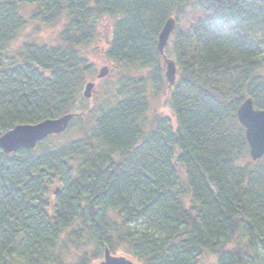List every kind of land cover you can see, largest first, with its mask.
<instances>
[{"label": "trees", "instance_id": "obj_1", "mask_svg": "<svg viewBox=\"0 0 264 264\" xmlns=\"http://www.w3.org/2000/svg\"><path fill=\"white\" fill-rule=\"evenodd\" d=\"M172 16L168 88L158 36ZM62 18L54 42L9 54L30 21ZM105 18L104 57L123 73L91 104L86 49ZM166 95L175 124L147 117ZM249 97L264 109V0H0V136L74 113L34 149L0 147V264H93L106 247L140 264H264V156L238 118Z\"/></svg>", "mask_w": 264, "mask_h": 264}, {"label": "water", "instance_id": "obj_2", "mask_svg": "<svg viewBox=\"0 0 264 264\" xmlns=\"http://www.w3.org/2000/svg\"><path fill=\"white\" fill-rule=\"evenodd\" d=\"M176 27L174 16L168 18L158 36V49L162 55L165 66V76L168 88L172 87L177 78V65L174 59L166 53V46ZM109 68L100 69L99 78L105 77ZM95 87L94 81H89L84 90V96L90 98ZM74 113H68L58 118H48L35 124H20L0 136V147L7 153L20 149H34L38 142L50 135L63 133L69 126ZM238 118L246 129V137L250 146V155L253 160L264 156V109L254 106L251 97L246 98L238 109ZM59 188L55 190V193ZM93 264H136L134 258L125 254H112L108 247L105 248L103 259Z\"/></svg>", "mask_w": 264, "mask_h": 264}, {"label": "rangeland", "instance_id": "obj_3", "mask_svg": "<svg viewBox=\"0 0 264 264\" xmlns=\"http://www.w3.org/2000/svg\"><path fill=\"white\" fill-rule=\"evenodd\" d=\"M32 9L33 6L31 5H23L21 7V10L26 15V17L29 16ZM64 22H65L64 18H62L60 22L52 25L43 24L39 21H35V22L30 21V23L28 24L27 28L22 33L20 38L11 45L9 54H11L13 51L18 49L19 46L22 44V42H24L27 38L28 39L34 38V39H38L39 41L49 42V43L54 42ZM111 25L112 22L109 18H105L104 20H102L98 28L99 30L98 39L91 46H89L88 49H86L88 56L96 69L95 71L96 74L94 78L90 80L95 82L93 95L89 98V102L91 104L100 102L106 94V90L110 85L109 83L116 81L118 77H120L123 73V71L120 69L119 66L106 60L104 57V50L107 47L111 34ZM104 66H107L109 68V72L104 78H99L98 74L100 72V69L103 68ZM166 98L167 95L164 97H160L158 99L150 97L151 109L148 112V116H147L148 119H150V117L153 115L155 111H159L162 114L171 117L173 123L175 124L173 112ZM61 140H65V138L61 137ZM135 262L136 264H140L137 260H135Z\"/></svg>", "mask_w": 264, "mask_h": 264}]
</instances>
